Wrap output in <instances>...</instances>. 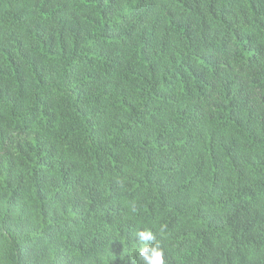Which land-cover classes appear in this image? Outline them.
<instances>
[{"label":"trees","instance_id":"trees-1","mask_svg":"<svg viewBox=\"0 0 264 264\" xmlns=\"http://www.w3.org/2000/svg\"><path fill=\"white\" fill-rule=\"evenodd\" d=\"M145 243L264 264V0H0V264Z\"/></svg>","mask_w":264,"mask_h":264},{"label":"clouds","instance_id":"clouds-1","mask_svg":"<svg viewBox=\"0 0 264 264\" xmlns=\"http://www.w3.org/2000/svg\"><path fill=\"white\" fill-rule=\"evenodd\" d=\"M139 239L143 242L154 240V236L151 231L145 230L138 233ZM140 258L144 264H165L164 252L159 243L155 245H145L139 252Z\"/></svg>","mask_w":264,"mask_h":264}]
</instances>
